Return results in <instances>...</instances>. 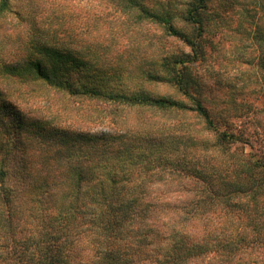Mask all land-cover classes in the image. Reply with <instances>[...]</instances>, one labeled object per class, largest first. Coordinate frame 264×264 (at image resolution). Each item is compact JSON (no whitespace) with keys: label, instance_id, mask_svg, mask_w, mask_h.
<instances>
[{"label":"trees","instance_id":"16d2710c","mask_svg":"<svg viewBox=\"0 0 264 264\" xmlns=\"http://www.w3.org/2000/svg\"><path fill=\"white\" fill-rule=\"evenodd\" d=\"M15 1L0 0V264H264V142L194 72L210 0ZM146 24L188 52L137 60Z\"/></svg>","mask_w":264,"mask_h":264},{"label":"rangeland","instance_id":"374dc122","mask_svg":"<svg viewBox=\"0 0 264 264\" xmlns=\"http://www.w3.org/2000/svg\"><path fill=\"white\" fill-rule=\"evenodd\" d=\"M76 1L82 2L80 6L91 3L71 0V4ZM148 1L153 6L161 0ZM22 2L17 0L14 4L20 7ZM209 6L211 31L206 37L205 60L194 67L204 97L215 110L226 103L234 105L236 123L250 133L252 140L264 142V74L258 66L263 50L260 37L264 35V0H210ZM171 8L180 13V6L174 4ZM137 31L135 39L140 49L133 53L137 60L140 54L145 55L144 63L150 64L162 49L188 52L179 41L162 35L154 26L146 24ZM132 83L110 81L107 84L111 89L127 91L129 87L133 89ZM145 88L158 95L176 97L173 90L163 85Z\"/></svg>","mask_w":264,"mask_h":264}]
</instances>
